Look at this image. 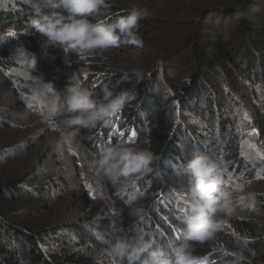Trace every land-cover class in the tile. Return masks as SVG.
Here are the masks:
<instances>
[{
	"label": "trees",
	"instance_id": "trees-1",
	"mask_svg": "<svg viewBox=\"0 0 264 264\" xmlns=\"http://www.w3.org/2000/svg\"><path fill=\"white\" fill-rule=\"evenodd\" d=\"M38 2L0 0V84L10 89L15 105L26 112L38 113L39 110L47 127L53 131L58 125L54 117L48 118V108L37 104L41 98L25 100L31 89L29 82L35 85V79L29 75L28 82L25 76L13 72L18 69L23 74L30 66L28 60L18 62L11 55L10 46L4 45L6 40L12 39L4 37L7 24L15 26L20 42L38 57L40 69L33 72L48 81L56 95L62 97L65 94L67 77L76 70L68 57L77 56V51L48 45L47 38L32 28L33 16L58 10L51 4L43 8L42 13L25 19L24 16L30 13L26 10H33V5ZM109 5L114 13L106 14L105 20L112 22L119 14L115 15L116 7ZM169 11L168 19L164 23L160 21L154 28L164 53L148 70L150 86L137 87L138 92L133 94V99L112 117L109 124L79 127L73 145L67 147V151L73 154L74 176L83 202L79 209L85 216L34 229L22 214L14 213L13 205L23 201V197H36L40 192L45 195L50 191L55 195L57 186L41 185L38 179L31 180L33 185L28 184L27 181L36 174V170L28 169L26 172L29 174L9 172L6 182L0 184V264H127L126 258L120 261L107 251L109 242L142 232L158 245L166 246L170 240L191 243L194 247L199 244L196 253H209L204 264H232L228 253L213 250L207 246L208 241L185 240L180 231L179 215L183 207L180 196L187 191L189 179L184 165L194 151L208 155L219 165L227 181L226 190H230L236 181L249 177L245 172L241 174L245 162L248 166L253 164L251 169L253 174L255 170L257 172L256 180L264 174V167L257 164L264 166V159L260 157L264 153V141H259L264 138V0H180ZM214 13L219 14V20L209 24L207 21ZM201 16L204 17L203 24L200 21L198 26L193 19ZM203 33L208 39H204ZM42 44H47L44 50L40 48ZM89 59L88 65L96 74L104 72L106 61H102L97 53L91 54ZM190 68L192 75L187 77L183 69ZM136 76L131 75L128 83L121 74L114 77L107 74L98 84L84 86L97 95L102 93L105 85L115 92L127 89L132 93L134 82L136 79L140 81ZM186 77L188 81L184 85L176 83ZM157 79L162 80L163 86ZM156 81L165 90L162 102L170 101L169 114L162 111L161 104L158 105L160 108L156 115L160 113L163 122L159 117L154 120L149 112V116L143 118L133 110L136 105L145 107L146 111L152 107L148 98L157 94L154 88ZM64 115L68 118L67 113ZM11 125V121L0 120V168L18 153V145L14 142L21 127ZM159 125L161 131H158ZM226 133L229 135L224 137ZM149 135L159 137L152 150L158 159L151 173L141 177V181H136L124 193L116 190L115 185L101 174L105 192L120 213V222H111V219L92 221L95 210L91 209V203L95 196L88 188L86 178H82L83 167L78 156L89 150L101 155L108 146L123 141L148 148ZM51 153L52 144L49 143L48 149H42L36 160L44 163ZM74 201L78 203V200ZM138 208L142 209L143 219L136 213ZM229 222L237 235H255L254 224L250 221L233 216ZM225 235L221 243L232 253L240 245L236 236ZM263 244L253 237L248 238L244 248L247 260L250 253L259 251Z\"/></svg>",
	"mask_w": 264,
	"mask_h": 264
},
{
	"label": "clouds",
	"instance_id": "clouds-1",
	"mask_svg": "<svg viewBox=\"0 0 264 264\" xmlns=\"http://www.w3.org/2000/svg\"><path fill=\"white\" fill-rule=\"evenodd\" d=\"M57 11L33 16L31 26L47 38L48 45L65 50H79L89 54L111 48L132 46L143 48L144 40L139 35L141 21L150 15L147 7L133 5L126 15L115 21L93 19L103 14L108 0H49ZM51 83V82H50ZM133 93L127 89L118 92L105 85L102 93L85 87L81 75L67 77L65 94H59L48 106V118L67 113L66 124L71 131L62 132L56 148L63 153L71 147L79 127H96L109 124L130 100ZM158 156L151 148L137 147L127 141L118 142L104 149L99 157L89 161L90 168L103 174L113 185L127 190L136 181L153 171ZM188 174L187 191L181 193L183 207L180 209V231L186 241L204 243L214 241L223 230L227 220L238 210L256 212L255 194L246 192L247 181L240 179L226 190L227 181L219 167L208 155L194 151L184 165ZM142 216V209H136ZM146 233L109 242L107 251L127 264H204L209 253L202 257L191 243L170 240L167 245H158L146 238ZM240 247L232 253V264H246L244 248L247 238L236 235Z\"/></svg>",
	"mask_w": 264,
	"mask_h": 264
},
{
	"label": "rangeland",
	"instance_id": "rangeland-1",
	"mask_svg": "<svg viewBox=\"0 0 264 264\" xmlns=\"http://www.w3.org/2000/svg\"><path fill=\"white\" fill-rule=\"evenodd\" d=\"M178 1L180 0H108V6H110L109 4L115 6V15L119 14V16L127 14L128 10H130L133 5L147 7L149 9V17L141 21L139 28V35L144 40V47L135 48L132 46H121L119 48H111L103 52H97V55L100 56L101 60L106 61L104 72L98 74H96L95 71H93V69L88 65L91 62L89 59V56L91 54L76 50L77 56L71 55L70 57H68L70 65L76 67L75 73L81 75L86 86H90L91 84L92 86H94L98 84L107 74H110L113 77L116 76V74H121L122 78L127 80L128 83L131 82V75L136 74V78H140V81L136 79L137 81L134 82V86H132L133 94H136L138 92L137 87H143V85L150 86V84L147 82V76L148 73H150L148 72V70L150 71L151 66L156 62L157 57H159L160 54L164 53V49L162 47H159V43L161 41H158V32L155 31L154 28H156V25H158L160 21L164 23V21L168 19L167 16L170 14L169 10ZM50 6L51 3H49V1L43 3L42 0H39L38 3H35L33 5V10H31L32 12L26 10V13H30H28V15L24 17L25 19H27L34 14H40L39 12L42 13L43 8H48ZM109 8L110 7H107L103 11V14L101 16L95 17L93 19H107V17L105 16L106 14L108 15L109 12V14L114 13V11L110 10ZM111 17L112 15L109 16V18ZM203 18L204 17L202 16L201 18H194L193 21L197 22V25L201 21L202 25ZM218 20L219 14L214 13L213 15H210L207 22L209 24H212V22H218ZM141 28L143 29V31L141 30ZM3 34L5 38H12L11 41L9 39L6 40L7 44L4 45L10 46L11 55L13 56V58L18 62L27 59L30 65L27 69H25L23 74L18 69L13 72L18 76H25L28 82L30 81L29 75H31V77L35 79V85H33V82L31 81L29 82L31 84V89L28 90V98H26L25 100H29L31 98L37 99L38 97H40L41 99H38L40 102H37V104L39 105V103H41L42 107L48 108L49 104L57 95L49 86L48 81H46L40 74L38 75L33 72V70L38 71V69H40L37 65L38 57L35 56L34 52H32L30 48L25 45V43L20 42V38L18 37L19 33L15 26L7 24V28L5 29V32ZM203 37L204 39L206 38L205 33H203ZM47 44H42L40 48L44 50ZM165 56L166 54L164 55V57ZM183 70L187 72V77L192 75L191 68ZM187 77L178 80L176 83L180 86L184 85L188 81ZM157 80L160 81L162 85V80ZM160 82L156 81V83L154 84V88L156 89L157 94H153L152 97L148 98V103H150L152 107L146 111L145 107L136 105L133 110L135 113H139V115H141L143 118L148 117L150 114L152 115L154 120H157V118L159 117V121L163 122V117L161 116V114L159 113L160 116L156 115V111L160 108V106L158 105L161 104L162 111H167L168 114L169 112H171V110L169 107L170 101L162 102L163 93L165 92V90L162 87L163 85H160ZM13 99L14 97L12 96L10 89L0 84V120L5 119L11 121L12 127H21V132L16 135L14 142L18 145V153L14 154L8 160V162L2 165V167L0 168V184L6 182L9 172L29 174L28 172H26V169H28V171L36 170V174H33V176L27 181L28 184L33 185L31 183V180L38 179L41 185H43L44 183V185L55 184L57 186L55 195H52L50 191H47L45 195L40 192L36 195V197H23V201H20L19 203L17 202L15 203V205H13L14 213L22 214L28 224H30L34 229H38L40 228V226L50 227L54 224L62 223L65 221H74L75 219L84 217V213H82L79 209L81 203L83 202L80 197L81 195L77 190L79 188L78 182L76 181L74 176L75 170L73 169V162L71 160L73 154L72 152L67 151V146L64 148L63 153L58 151L56 148V141L60 138L61 133L72 130L66 124V115H64V113L62 112L54 116L58 126L57 130L51 131V128H48L46 122L42 119L43 114H41L39 110H37L38 113H35L34 111L26 112L21 107H18V105H15L13 103ZM20 100L23 101L22 98ZM31 125L34 126L29 127ZM154 127L157 126L155 125ZM161 128V125H159L158 131H161ZM112 133H114V130H112ZM228 135L229 133H226L224 137ZM220 138L222 140L221 136ZM158 139L159 137L149 135L147 137L148 148H151V150H153ZM262 140L264 141V138L259 140L260 143ZM73 141H75V138ZM49 143L50 145L52 144V153L49 157L46 158L44 163H41V161L36 160V158L40 154L42 149H48ZM35 145L36 147H31ZM232 148L234 151H236L233 145ZM99 156L100 155L96 154L94 150H89L85 154H82L81 152L78 156L79 161L82 162V165H80L83 167V170L81 172L83 174L82 178H86L88 188H90L95 196V198L93 199V203H91V209L95 210V217L92 221L111 219V222H120V213L114 207L113 199L111 197H108L107 192H105V182H102L101 173L90 168L89 166V161ZM154 162L155 164H153V168H155L156 166V161ZM245 163L246 166L242 167L241 174L245 172V175H249V177L246 178V192L255 194L257 211L249 212L246 210H238L234 216L240 219H245L254 224L255 235L250 236L248 234H244V237H246L247 239L253 237L255 240H260L264 243V174L261 176L259 175L258 180H256L255 175L257 174V172L255 170L253 174V170L251 169V167L253 168V164L251 166H248V162ZM257 164L260 168L264 167L259 163ZM181 176L182 174L178 175L179 178H181ZM137 181H141V179L139 178V180ZM254 181H257V183L254 184ZM178 186L180 187L181 184ZM130 187H128V189ZM115 188L118 191H123V193L124 191H127L121 190L117 186H115ZM74 200H78V203H75ZM84 219L87 220L86 218ZM228 233L233 236L237 235L233 227L230 225L229 220H227L223 230H221L220 233L217 234L216 239L214 241H208L207 246L216 251H224L231 256V252L227 250L223 243H221L226 237L225 234ZM69 238L67 236L68 241H70ZM198 249L199 244L195 246V251H197ZM204 253L197 254L202 255ZM247 262L248 264H264V247H262L259 251L253 253L251 252L250 258L247 260Z\"/></svg>",
	"mask_w": 264,
	"mask_h": 264
},
{
	"label": "snow or ice",
	"instance_id": "snow-or-ice-1",
	"mask_svg": "<svg viewBox=\"0 0 264 264\" xmlns=\"http://www.w3.org/2000/svg\"><path fill=\"white\" fill-rule=\"evenodd\" d=\"M261 159H264V153L260 154Z\"/></svg>",
	"mask_w": 264,
	"mask_h": 264
}]
</instances>
